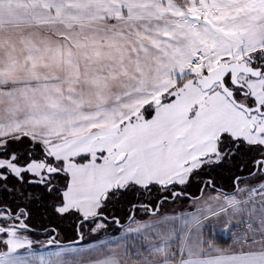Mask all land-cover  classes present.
I'll return each instance as SVG.
<instances>
[{
	"label": "snow or ice",
	"instance_id": "6c2138e0",
	"mask_svg": "<svg viewBox=\"0 0 264 264\" xmlns=\"http://www.w3.org/2000/svg\"><path fill=\"white\" fill-rule=\"evenodd\" d=\"M0 264H264V0H0Z\"/></svg>",
	"mask_w": 264,
	"mask_h": 264
}]
</instances>
